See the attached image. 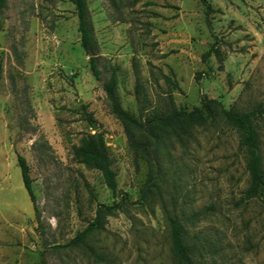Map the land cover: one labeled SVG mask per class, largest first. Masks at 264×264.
Here are the masks:
<instances>
[{
	"label": "rangeland",
	"instance_id": "rangeland-1",
	"mask_svg": "<svg viewBox=\"0 0 264 264\" xmlns=\"http://www.w3.org/2000/svg\"><path fill=\"white\" fill-rule=\"evenodd\" d=\"M208 1L210 27L200 0H86L97 80L72 0H6L0 10V264H182L168 213L182 226L193 264H264V201L245 198L250 177L240 133L222 118L162 132L150 149L151 166L110 112L104 89L114 72L123 108L142 122L169 110L170 99L188 110L203 99L241 112L264 106V0ZM215 42L222 59L213 54L204 63ZM89 115L104 134L117 194L74 156L84 135L96 132ZM257 128L264 168V120ZM19 155L31 170L37 212ZM151 176L154 187L143 199ZM115 205L120 208L102 212V228L86 239L100 259L72 244L99 209Z\"/></svg>",
	"mask_w": 264,
	"mask_h": 264
},
{
	"label": "trees",
	"instance_id": "trees-1",
	"mask_svg": "<svg viewBox=\"0 0 264 264\" xmlns=\"http://www.w3.org/2000/svg\"><path fill=\"white\" fill-rule=\"evenodd\" d=\"M72 2L76 7L81 46L88 55H93L89 60L90 70L93 76L97 80H100L101 71L97 64L95 34L90 20L87 2L86 0H72ZM200 2L205 8L207 26L210 27V15L214 13V9L211 7L208 0H200ZM5 5L6 0H0V10L3 9ZM213 54L222 59L221 50L216 42L202 55L203 62L207 63ZM2 73L3 68L0 62V82L2 80ZM161 76H163L169 84L171 83L169 77L163 74ZM200 78L201 75L198 74L196 76V81L199 82ZM174 86L179 90V85L176 82ZM104 89L108 98L110 112L124 124L125 128L132 136V148L134 151L141 154L151 166L153 162L150 149L160 141V133L167 132L170 135H174L177 134V131L187 132L191 128L206 126L219 118L224 119L228 125L240 133V144L246 152V170L250 177V186L245 193V198L253 199L261 197L264 201V168L260 153L259 133L257 128L258 122L264 120V106L262 104L257 105L249 111L241 112L236 108H225L220 100L203 99L199 106L194 107L192 110H188L184 107L177 108L174 105L173 99H170L169 110L167 109L166 112L155 111L149 116L146 122H142L123 108L117 92L118 78L114 72L111 74ZM86 120L90 122L96 132L94 134L84 135L80 145L74 149V156L88 168L98 170L103 175L107 187L114 194H117L116 173L112 169L104 134L95 128L92 115H89ZM148 130H150L151 134L148 133ZM147 135L154 139L153 143L149 142L146 138ZM18 161L25 189L37 212L30 167L23 156L19 155ZM155 180L156 176L149 177L146 188L143 191V199L148 198L151 188L154 187L153 181ZM118 208H120L119 205L112 207L104 206L103 210L99 209L95 222L91 223L83 232L73 239L72 244L86 246L97 259H100L94 249L87 245L86 239L92 232L102 228V212L112 214L113 211ZM167 216L171 228L172 247L176 257L182 264H193L190 248L184 241L182 226L175 216L170 213H168Z\"/></svg>",
	"mask_w": 264,
	"mask_h": 264
},
{
	"label": "water",
	"instance_id": "water-1",
	"mask_svg": "<svg viewBox=\"0 0 264 264\" xmlns=\"http://www.w3.org/2000/svg\"><path fill=\"white\" fill-rule=\"evenodd\" d=\"M90 58L93 56L92 54H89ZM95 128H97V126L94 124Z\"/></svg>",
	"mask_w": 264,
	"mask_h": 264
}]
</instances>
